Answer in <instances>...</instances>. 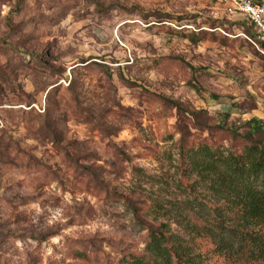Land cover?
Here are the masks:
<instances>
[{
  "label": "rangeland",
  "instance_id": "obj_1",
  "mask_svg": "<svg viewBox=\"0 0 264 264\" xmlns=\"http://www.w3.org/2000/svg\"><path fill=\"white\" fill-rule=\"evenodd\" d=\"M258 47L215 0H0V264H123L162 223L191 240L152 202L236 225L181 156L264 144Z\"/></svg>",
  "mask_w": 264,
  "mask_h": 264
},
{
  "label": "trees",
  "instance_id": "obj_2",
  "mask_svg": "<svg viewBox=\"0 0 264 264\" xmlns=\"http://www.w3.org/2000/svg\"><path fill=\"white\" fill-rule=\"evenodd\" d=\"M251 125L253 131L262 130L260 122L253 121ZM181 157L182 173H195L201 181H209L212 192L222 199V209L234 213L238 223L225 226L219 211H203L190 223L180 213L152 202L149 212L155 218L176 221L192 238L171 234L169 225L162 223L159 230L149 231L144 254L126 256L122 263L197 264L191 241L205 238L218 253L228 255L236 264H264V144L250 143L240 154L226 156L221 150L202 144L184 151ZM189 193L198 199L193 195V186Z\"/></svg>",
  "mask_w": 264,
  "mask_h": 264
},
{
  "label": "built area",
  "instance_id": "obj_3",
  "mask_svg": "<svg viewBox=\"0 0 264 264\" xmlns=\"http://www.w3.org/2000/svg\"><path fill=\"white\" fill-rule=\"evenodd\" d=\"M229 16H241L255 31L258 50L264 56V0H215Z\"/></svg>",
  "mask_w": 264,
  "mask_h": 264
}]
</instances>
